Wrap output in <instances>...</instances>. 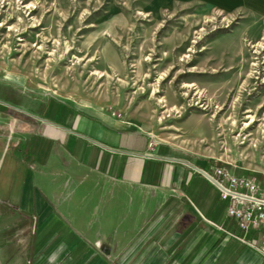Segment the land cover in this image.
<instances>
[{
	"label": "rangeland",
	"instance_id": "374dc122",
	"mask_svg": "<svg viewBox=\"0 0 264 264\" xmlns=\"http://www.w3.org/2000/svg\"><path fill=\"white\" fill-rule=\"evenodd\" d=\"M239 9L201 0H0V81L261 182L264 20ZM11 218L0 231V264H32L30 218L20 216L21 231Z\"/></svg>",
	"mask_w": 264,
	"mask_h": 264
},
{
	"label": "crops",
	"instance_id": "0c3cea01",
	"mask_svg": "<svg viewBox=\"0 0 264 264\" xmlns=\"http://www.w3.org/2000/svg\"><path fill=\"white\" fill-rule=\"evenodd\" d=\"M201 1L264 20V0ZM149 141L0 81V231L26 213L32 264H264L225 235L236 222L200 172L210 164Z\"/></svg>",
	"mask_w": 264,
	"mask_h": 264
},
{
	"label": "built area",
	"instance_id": "2783aa9c",
	"mask_svg": "<svg viewBox=\"0 0 264 264\" xmlns=\"http://www.w3.org/2000/svg\"><path fill=\"white\" fill-rule=\"evenodd\" d=\"M154 143L150 140L148 146ZM200 172L219 191L221 200L227 203V216L236 222L237 230H226L225 235L258 253L264 261V180L238 175L225 165L210 164ZM256 231V240L249 238V233Z\"/></svg>",
	"mask_w": 264,
	"mask_h": 264
},
{
	"label": "trees",
	"instance_id": "16d2710c",
	"mask_svg": "<svg viewBox=\"0 0 264 264\" xmlns=\"http://www.w3.org/2000/svg\"><path fill=\"white\" fill-rule=\"evenodd\" d=\"M216 164H217V165H222L221 162H217ZM21 215H22V216H27L26 213H24V212H22Z\"/></svg>",
	"mask_w": 264,
	"mask_h": 264
}]
</instances>
